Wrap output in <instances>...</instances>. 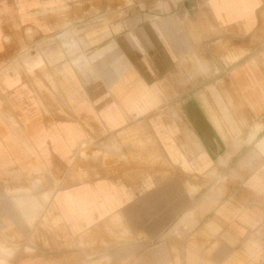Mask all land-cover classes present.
Instances as JSON below:
<instances>
[{"label":"crops","instance_id":"0c3cea01","mask_svg":"<svg viewBox=\"0 0 264 264\" xmlns=\"http://www.w3.org/2000/svg\"><path fill=\"white\" fill-rule=\"evenodd\" d=\"M86 147L117 162L70 182ZM26 178L0 264H264V0H0V181Z\"/></svg>","mask_w":264,"mask_h":264},{"label":"rangeland","instance_id":"374dc122","mask_svg":"<svg viewBox=\"0 0 264 264\" xmlns=\"http://www.w3.org/2000/svg\"><path fill=\"white\" fill-rule=\"evenodd\" d=\"M128 5V3L126 4ZM94 149L92 147H86L84 155L76 158V161L70 166V175H77L70 182H83L89 177L97 176L94 174V161L97 165L99 162L102 167H108L110 162H117L114 157H110L104 154H97L95 158L88 157ZM120 162V161H118ZM124 162V161H121ZM14 175V174H12ZM46 175H62L55 173H48ZM91 175V176H90ZM67 181L53 179L54 189L64 185ZM32 179L26 178L23 180H6L0 181V248H4L9 251V255L18 252L22 247L26 246L29 241V232L34 223L33 221L23 222L20 217L21 210L17 209L12 203L14 199H17L20 194L26 193V191L34 192L40 187H44L46 180L40 179L38 183L33 184ZM29 193V192H28ZM46 203V202H45ZM31 222V223H30ZM24 252H28L25 249ZM5 253L0 254L1 257H5Z\"/></svg>","mask_w":264,"mask_h":264}]
</instances>
